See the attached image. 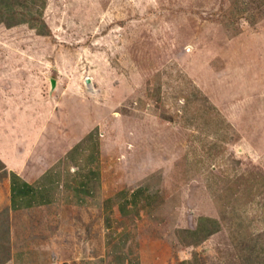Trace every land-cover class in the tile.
<instances>
[{
	"label": "rangeland",
	"instance_id": "1",
	"mask_svg": "<svg viewBox=\"0 0 264 264\" xmlns=\"http://www.w3.org/2000/svg\"><path fill=\"white\" fill-rule=\"evenodd\" d=\"M43 19L0 24V264H264V0ZM12 174L45 204L12 210Z\"/></svg>",
	"mask_w": 264,
	"mask_h": 264
},
{
	"label": "trees",
	"instance_id": "2",
	"mask_svg": "<svg viewBox=\"0 0 264 264\" xmlns=\"http://www.w3.org/2000/svg\"><path fill=\"white\" fill-rule=\"evenodd\" d=\"M45 0H0V24L11 28L21 24H26L30 29L39 34L48 35L49 29L43 19V9ZM0 166L3 164L0 162ZM72 192L78 199H84L88 191L83 184L72 187ZM11 209L20 207L31 208L34 205H44L48 197L47 189L34 188L27 183L20 182L15 174L11 175L10 181ZM45 198V199H44ZM18 203L17 205H14ZM13 206V207H12ZM207 222L206 219H200V225ZM215 230H209L206 236L213 234Z\"/></svg>",
	"mask_w": 264,
	"mask_h": 264
},
{
	"label": "water",
	"instance_id": "3",
	"mask_svg": "<svg viewBox=\"0 0 264 264\" xmlns=\"http://www.w3.org/2000/svg\"><path fill=\"white\" fill-rule=\"evenodd\" d=\"M49 83H50V90L52 91V90L55 88L56 81L53 80V79H50V80H49Z\"/></svg>",
	"mask_w": 264,
	"mask_h": 264
}]
</instances>
